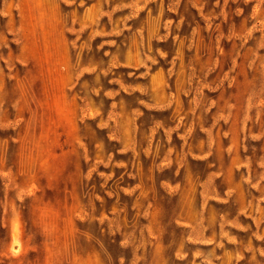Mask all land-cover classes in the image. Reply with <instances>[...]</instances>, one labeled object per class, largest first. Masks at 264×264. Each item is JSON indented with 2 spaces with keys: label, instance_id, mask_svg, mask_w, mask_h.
<instances>
[{
  "label": "rangeland",
  "instance_id": "obj_1",
  "mask_svg": "<svg viewBox=\"0 0 264 264\" xmlns=\"http://www.w3.org/2000/svg\"><path fill=\"white\" fill-rule=\"evenodd\" d=\"M0 264H264V0H0Z\"/></svg>",
  "mask_w": 264,
  "mask_h": 264
}]
</instances>
